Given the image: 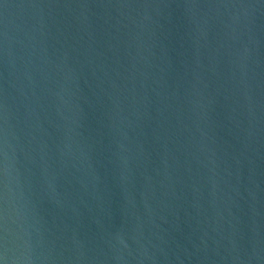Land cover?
I'll list each match as a JSON object with an SVG mask.
<instances>
[{
  "label": "water",
  "instance_id": "obj_1",
  "mask_svg": "<svg viewBox=\"0 0 264 264\" xmlns=\"http://www.w3.org/2000/svg\"><path fill=\"white\" fill-rule=\"evenodd\" d=\"M0 264H264V0H0Z\"/></svg>",
  "mask_w": 264,
  "mask_h": 264
}]
</instances>
